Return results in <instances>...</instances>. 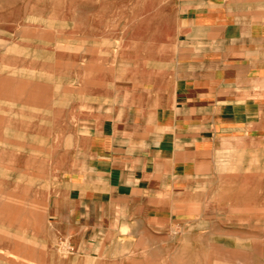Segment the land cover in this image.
I'll use <instances>...</instances> for the list:
<instances>
[{
    "label": "crops",
    "instance_id": "crops-1",
    "mask_svg": "<svg viewBox=\"0 0 264 264\" xmlns=\"http://www.w3.org/2000/svg\"><path fill=\"white\" fill-rule=\"evenodd\" d=\"M176 45L73 109L48 208L70 264H155L176 223L264 240V7L188 5Z\"/></svg>",
    "mask_w": 264,
    "mask_h": 264
},
{
    "label": "rangeland",
    "instance_id": "rangeland-1",
    "mask_svg": "<svg viewBox=\"0 0 264 264\" xmlns=\"http://www.w3.org/2000/svg\"><path fill=\"white\" fill-rule=\"evenodd\" d=\"M212 2L225 11L264 7V0H0V264H70L71 248L55 243L48 208L74 107L86 108L119 72L164 74L184 10ZM223 230L214 220L176 223L175 252L143 258L264 264L263 239Z\"/></svg>",
    "mask_w": 264,
    "mask_h": 264
},
{
    "label": "bare ground",
    "instance_id": "bare-ground-1",
    "mask_svg": "<svg viewBox=\"0 0 264 264\" xmlns=\"http://www.w3.org/2000/svg\"><path fill=\"white\" fill-rule=\"evenodd\" d=\"M44 28V27H43ZM30 31H32V30H30ZM6 47V46H5ZM8 48V47H7ZM79 50V49H78ZM10 66V65H9ZM27 118V117H26ZM13 146V145H12ZM14 147V146H13ZM18 147V146H17ZM22 149V148H21ZM31 152V151H30ZM38 152V151H37ZM35 153H36V151H35ZM38 153H41V152H38ZM6 254H8V253H6ZM233 255V254H232ZM234 257V256H233ZM9 258V257H8Z\"/></svg>",
    "mask_w": 264,
    "mask_h": 264
}]
</instances>
